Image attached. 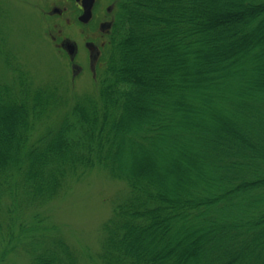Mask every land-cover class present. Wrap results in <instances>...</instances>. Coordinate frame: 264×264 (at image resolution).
Wrapping results in <instances>:
<instances>
[{"label": "trees", "instance_id": "obj_1", "mask_svg": "<svg viewBox=\"0 0 264 264\" xmlns=\"http://www.w3.org/2000/svg\"><path fill=\"white\" fill-rule=\"evenodd\" d=\"M0 0V264H84L44 208L95 171L128 195L101 264H264V0H121L96 92L18 61Z\"/></svg>", "mask_w": 264, "mask_h": 264}, {"label": "rangeland", "instance_id": "obj_2", "mask_svg": "<svg viewBox=\"0 0 264 264\" xmlns=\"http://www.w3.org/2000/svg\"><path fill=\"white\" fill-rule=\"evenodd\" d=\"M1 1L7 11L10 45L18 61L32 70L37 81L70 83L71 96L74 92H96V72L86 44L100 47L106 41L102 24L113 18L117 8L111 12L108 9L121 0H97L95 16L88 25L80 23V11L69 0ZM55 8L64 9V15L54 13ZM65 40L78 46L75 56L62 49ZM105 54V49H101L98 63ZM4 67L0 61V68ZM127 195L125 183L95 171L77 182L65 197L47 205L44 213L85 255L84 264H101L89 254L100 250L102 223L110 217L114 205Z\"/></svg>", "mask_w": 264, "mask_h": 264}, {"label": "flooded vegetation", "instance_id": "obj_3", "mask_svg": "<svg viewBox=\"0 0 264 264\" xmlns=\"http://www.w3.org/2000/svg\"><path fill=\"white\" fill-rule=\"evenodd\" d=\"M70 2H72L75 6H76V8L80 11V13H79V15H78V18L80 17V15L83 13V5H82V0L81 1H76V0H69ZM96 4H97V0H95V4H94V10H95V7H96ZM116 5H114L113 7H110L109 9H108V11H112V10H115L116 8H117V6L115 7ZM93 10V18H94V16H95V14H94V11ZM53 12L54 13H56V14H58V15H64V13H65V10L64 9H61V8H55L54 10H53ZM93 18L91 19V21L93 20ZM91 21L89 22V23H91ZM89 23H86L87 25L89 24ZM111 23H112V19L110 20V21H108L107 23H105V24H102V28H103V30H102V33L106 36V34L107 33H109V31H110V27H111ZM84 25H85V23H84ZM89 43L90 42H88L87 44H86V46L88 47V49L90 50V52H91V56H92V59H93V62H92V64H93V68H94V71H95V69H96V65H97V63H98V59L100 58V55H101V46L99 47V46H97V45H94V44H91L92 46H89ZM70 44V42H66V40L65 41H63L62 42V49H64V50H68V45ZM74 44V46H75V54H76V52H77V50H78V46L75 44V43H73ZM102 45H104V43H102ZM69 51V50H68ZM75 56V55H74ZM79 70H80V68H79Z\"/></svg>", "mask_w": 264, "mask_h": 264}, {"label": "water", "instance_id": "obj_4", "mask_svg": "<svg viewBox=\"0 0 264 264\" xmlns=\"http://www.w3.org/2000/svg\"><path fill=\"white\" fill-rule=\"evenodd\" d=\"M76 1H81V0H76ZM94 4H95V0H82L84 12L79 17V20L81 22L88 23L92 19ZM89 46H92V45L89 44ZM68 50L71 56L75 54V46L73 44L68 45Z\"/></svg>", "mask_w": 264, "mask_h": 264}]
</instances>
